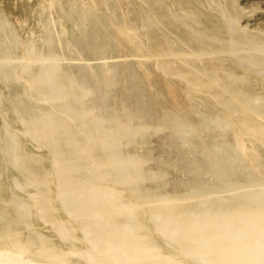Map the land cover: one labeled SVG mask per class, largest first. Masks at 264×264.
Masks as SVG:
<instances>
[{"label":"rangeland","instance_id":"374dc122","mask_svg":"<svg viewBox=\"0 0 264 264\" xmlns=\"http://www.w3.org/2000/svg\"><path fill=\"white\" fill-rule=\"evenodd\" d=\"M87 1L0 0V264H264V0Z\"/></svg>","mask_w":264,"mask_h":264},{"label":"bare ground","instance_id":"6f19581e","mask_svg":"<svg viewBox=\"0 0 264 264\" xmlns=\"http://www.w3.org/2000/svg\"><path fill=\"white\" fill-rule=\"evenodd\" d=\"M98 4H100V0H88L87 2L83 3L82 7L84 8H87V12H89L92 8L94 9L95 7L98 6ZM50 5V4H49ZM70 6L72 7H78L80 5H78L75 1L73 2H70ZM157 22V21H156ZM45 95L49 96L50 95V92H46ZM44 95V97H45ZM44 99V98H43ZM28 106V105H27ZM45 132V131H44ZM16 151V150H15ZM62 164V163H61ZM58 167V166H57ZM59 168V167H58ZM63 178H60V182H62ZM63 183V182H62ZM61 184V183H60ZM63 185V184H62ZM61 185V186H62ZM65 188V187H63ZM62 190V189H61ZM61 196L63 199L65 200H69L73 197V193L71 191H69L68 189H63L62 192H61ZM93 197V196H91ZM59 198V197H58ZM74 198H72L73 200ZM228 204L232 207V213L236 212V211H239L240 215H246V213H248L249 211L251 212L253 210V200L251 198L250 195H243V196H240V197H237V198H233L231 200L228 201ZM222 208V207H218V210ZM221 213V211H220ZM231 214L227 213V216H230ZM204 220H207L204 219ZM204 222V221H203ZM106 223L107 222H104V220H101L100 218H97L96 220V224L93 226L94 228V231L92 232H95L98 231V230H102L104 229V227L106 226ZM182 222V224L184 226H189L190 227V231H192V234L195 236L196 235V238L195 241H196V252L201 254L204 252L205 250V239H210V240H218L219 238V235L214 232V231H210V225L208 226L207 224L205 226H203L202 224H199L197 225L194 220L192 221H189L188 223L186 222ZM201 223V222H200ZM195 224V225H194ZM186 233V231H185ZM10 244V247H13V243L12 242H9ZM40 246V245H39ZM112 249H110L108 252L110 253ZM45 251V250H44ZM41 252V251H39ZM107 252V251H106ZM253 252L256 253L257 255H260V256H264V251H262L260 248H256L253 246ZM51 254V253H50ZM43 255V254H42ZM42 255H38V256H34V257H41ZM53 255V253H52ZM54 255H57L54 253ZM60 256V255H58ZM61 257V256H60ZM47 258V257H46ZM63 258V257H62ZM141 259V258H140ZM48 260L47 262H50V263H47L45 262L46 264H63L62 262H59L57 258L55 257H48ZM60 260V259H59ZM43 261V260H41ZM0 262L1 263H7L8 262V257L5 256V255H2L0 256ZM40 262V261H39ZM17 263V262H15ZM41 263H44V262H41ZM40 264V263H39Z\"/></svg>","mask_w":264,"mask_h":264}]
</instances>
